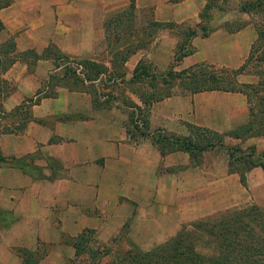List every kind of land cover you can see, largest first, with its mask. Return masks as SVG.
I'll list each match as a JSON object with an SVG mask.
<instances>
[{"label":"crops","instance_id":"crops-1","mask_svg":"<svg viewBox=\"0 0 264 264\" xmlns=\"http://www.w3.org/2000/svg\"><path fill=\"white\" fill-rule=\"evenodd\" d=\"M127 1L121 0V5ZM205 1L135 0V7L153 6L156 21L197 23ZM239 2L229 0L228 8L212 10L209 35L194 37L193 52L184 56L175 68L180 70L199 62L238 68L245 61L257 32L250 22L251 15L238 10ZM106 3L120 4L119 0H106ZM26 4L30 5L27 9ZM88 4L91 0H14L6 7L8 16L2 17V21L5 31L15 35L19 51L29 48L40 51L54 42L68 54L88 56L93 53L95 39L102 38L104 32V18L83 9ZM234 20L248 23L230 32L224 24ZM162 47L159 44L151 48L146 56L161 60ZM172 53L171 50L167 53L161 68L173 61ZM140 56L142 53L135 54L129 62L130 71ZM52 66L51 59H39L34 65L16 61L5 72V77L16 87L3 100L4 109L9 111L25 97L32 96L53 70ZM57 90V96L43 97L30 107L33 120L22 133H5L0 139L5 157H30L37 153L43 159L41 166L47 165L46 159L54 163L47 173L52 176L47 179H34L18 166L0 165V207L19 217L9 226L0 221V228L22 231L4 239L5 246L0 245V264H23L14 254V246L34 250L38 242L59 244L62 232L75 236L86 227L116 230L131 215L134 229L148 236L147 241L136 243L152 246L160 242L159 232L161 237H167L174 233L165 234L167 230L176 231L182 222L221 207L219 195L217 207L215 196L200 202L208 206L205 210H191V204L185 201L186 191L191 189V175L194 191L207 179L205 168L190 165L187 152L163 155L150 136L129 141L125 129L127 114L123 109H94L87 93L63 87ZM131 96L139 103L136 96ZM248 120L249 104L241 92L179 91L152 104L149 130L186 135L190 123L225 132ZM246 142L264 149V137H248ZM225 167L224 178L237 182L235 175L228 172L227 164ZM257 168L262 170L253 167L246 175ZM59 170L62 175L57 174ZM216 177L210 182L223 180L220 175ZM237 197L229 196L227 203L236 206ZM59 206L65 209L64 221L56 217ZM70 248L73 249L71 245L65 246L66 250ZM48 261L60 264V260L50 255L40 259L39 264Z\"/></svg>","mask_w":264,"mask_h":264},{"label":"trees","instance_id":"trees-1","mask_svg":"<svg viewBox=\"0 0 264 264\" xmlns=\"http://www.w3.org/2000/svg\"><path fill=\"white\" fill-rule=\"evenodd\" d=\"M13 1L0 0V10L11 5ZM215 8L219 10L228 8V0L205 1L199 11L196 28L184 29V38L177 44L173 61L163 73L156 72L150 63L141 58L128 76L125 63L140 47L124 42L116 35L113 41L105 35L110 52L109 63L93 58H71L54 43H49L38 52L32 48L18 51L13 37L0 41V136L4 133L22 132L27 123L33 120L29 108L43 97L57 96L56 88L64 87L71 91L87 93L94 109H108L120 101L129 110L125 122L129 141H138L150 136L163 155L174 151L187 152L191 166L200 163L205 151L224 146L228 172L237 173L240 183L245 185L246 173L250 169L259 166L264 171V149L257 152L255 145L244 148L237 142L225 144V138L242 140L264 136V0L239 2V11L255 16L250 22L256 29L257 38L252 43L247 58L238 68L199 62L180 70L175 69L184 56L193 52L194 48L189 46L190 39L199 31L202 37L209 35L212 10ZM135 10V0H129L126 9L119 14L133 16ZM118 20L119 23L123 21ZM247 23L245 20L227 21L224 26L233 32ZM152 24L158 27L176 26L174 22L156 20L152 21ZM104 26L106 31V21ZM3 28L4 24L0 18V31ZM39 59H51L53 70L32 96L25 97L13 109V113L22 116L15 130L6 128L1 121L5 115L12 112L5 111L3 99L9 93L7 89L11 84L3 74L16 61L34 65ZM246 69L256 73L258 77L256 82L239 80V75ZM174 87L180 88L183 93L211 90L241 92L249 104V120L225 132L187 123L186 135L167 133L160 129L151 133L149 130L151 106L154 102L171 96ZM115 88L119 89L114 91ZM126 92L129 95H125ZM131 94L137 97L139 103L131 98ZM5 161L6 157L0 152V162ZM28 166L25 162L18 165L24 173L33 176V171ZM93 233L94 228L86 227L68 243L74 250V258L81 259L83 264H264V209L256 204L232 209L226 215L214 219L192 221L183 225L173 237L148 251L129 248L123 255L113 256L109 244L90 247ZM207 240L214 243L216 249L214 255L197 250L199 243ZM14 250L23 264H37L45 255L39 251L38 246L34 250L20 246Z\"/></svg>","mask_w":264,"mask_h":264},{"label":"rangeland","instance_id":"rangeland-1","mask_svg":"<svg viewBox=\"0 0 264 264\" xmlns=\"http://www.w3.org/2000/svg\"><path fill=\"white\" fill-rule=\"evenodd\" d=\"M228 2H229V0H228ZM19 3H21V2H19ZM119 3L120 4L116 3L117 5L113 6V5L107 4L106 0H91V4L84 6L83 9H87L89 11L92 10V12L94 13L95 16H102L104 18V20H103V30H104L103 36L100 39H97V38L95 39L92 54H90L88 56H83V55H77V54H68L64 51H62V52L70 55L71 58H75V59L93 58V59H97L100 61H104L105 63H109L108 60L110 58V52H109V49L107 47L105 35L108 36L109 39H111L112 41L114 39V35H116V36L121 37L122 41L130 42L133 45L137 44L140 47L137 49V51L134 54H132L129 57V59L127 60L128 63L125 64L128 76L130 75V72H131L129 70V66H128L129 62L133 60V58L135 57V54L140 55L141 53H142V56H140L139 59L142 58L146 62L150 63V65L153 67V69L156 72H160V73L165 72L169 68L171 63H169L164 68H161L160 65L165 60L167 53L171 50V51H173L172 55H174V52L177 49V44L179 42H181L184 38V35H183L184 29H186L187 27L196 28V25L198 24V22L197 23H193V22L175 23L174 22V24L176 26L158 27V26H154L152 24V21L155 20L153 6L140 7L134 11L133 16H126V14H123V13L119 14V13H121L124 9H126L128 3L126 5H121V0H119ZM27 4H29V3H27ZM27 4H26L25 9L30 7V5H27ZM42 4H43V6H45L44 3H42ZM19 8H22V6ZM29 11L31 14H33L31 10H29ZM7 16H8V12H6V7L2 8L0 10L1 20H3L2 17L4 18ZM118 19H123V21L119 23ZM251 19L254 20L255 16H251ZM105 21H106V27H107L106 31L104 28L105 27L104 26ZM197 35H200V31L198 32ZM197 35H195L194 37H196ZM9 37L15 38V35L10 33V31H5V27H4V30L0 31V41H4L5 39H7ZM194 37H192L190 39V42H189L190 47H193L192 40ZM14 40L16 41V39H14ZM173 41H175L174 42V44H175L174 48H172ZM49 43H54V42H49ZM159 44H161L163 46L162 47V51H163L162 52V59L161 60H157V59L154 60V59L148 58L146 56L147 52L151 48L157 47ZM42 50H40L38 52H41ZM19 62H23V61H19ZM52 64H53V62H52ZM216 66H218V65H216ZM28 69L30 70V68H28ZM175 69H177V68H175ZM5 72L3 74V77L6 80H8L9 83L11 84V86L13 87L11 89L10 88L11 86H8L7 92H9V93L6 95V96H8L15 89L16 84L12 80L7 79L5 77ZM49 73H48V76H49ZM48 76L43 82H41L39 87L44 84V82L48 79ZM238 78L242 82H256L258 79L255 72L253 73V71H248L247 69L245 70L244 73L240 74ZM56 89H58V88H56ZM118 89L119 88H115L114 91H117ZM179 91L181 92L180 88H178V87L173 88V93H178ZM125 95H129V93L126 92ZM6 96L4 97V99L6 98ZM120 96H121V94H120ZM117 107L120 109H123V111H125L126 114L128 115V111H129L128 108H126L120 101L115 103L113 106H111L108 109L117 108ZM14 108H12L9 111L5 110L7 112H12V113L5 115L1 121L2 125H4L6 128H11V129L13 128V130H15V127H16L18 121H21V119H22V116H19V114L13 113ZM29 110H30V108H29ZM23 115L25 116V114H23ZM22 132H17V133L13 132V133L19 134ZM1 136H0V139H1ZM259 137H264V136H259ZM246 141H247V138L242 139V140H238V141H234V140H232V138H225V144H233V143L237 142L240 145H242L244 148L247 147L248 145H251V144H248ZM262 150H263V147H256L257 152H260ZM0 152L2 153L1 141H0ZM38 157H39V155H37V153L30 155V157H29V155L26 157H24V156L14 157V156L9 155L6 157L5 162H0V165L2 167L18 166L19 164L25 162L26 164L29 165L28 168L32 169L34 179H37V178H40V179L46 178L47 179V178L51 177L52 175H47V173L49 172V170L53 169L52 165H54V163L51 164L46 159L47 165L41 166L40 163L42 162L43 159L41 157H39V159H38ZM227 160H228L227 154H226L224 146L205 151L202 154V158H201L200 163L196 166H199V168H205L206 169L207 179H206V181H204L205 183L200 182V184L198 185L197 191H194L193 186H192V183L194 182V178H193V175H191V181H190L191 182V189L186 191L187 199L185 201H188L191 204V206H190L191 210H194L195 208L196 209L198 208L199 210L202 208V210H205L204 208H206V207L208 208V206L206 205V207H204L203 204H200V202L204 198H209L212 196H215L214 202H215V206L217 207L219 205V202H218L219 200H217V198H216L217 195L222 197L221 198V204L222 205L220 208L214 210L211 213L204 214L198 218L190 219L188 221L182 222L180 228L176 231L167 230L165 232V234H168V232H174L167 237H164V238L161 237L162 233L159 232L158 237H160V242L155 244V245H152V246L151 245H144V244L138 245L136 243V242L140 243V242L147 241L148 236L144 232L136 231L134 229L135 224L133 222V215H131L124 222V224L121 225L116 230H112V229L107 230V229H103V228L94 229V233L91 234V242L89 244L90 247L95 248V247H100L103 244H107V245L109 244L110 248L112 249V255L113 256L123 255L129 248H134V249L139 248L141 251H148L152 248H155L156 246H159L160 244H162L163 242H165L169 238L173 237L176 234V232L181 229V227L183 225H187L188 223H190L192 221H196V220H200V219H204V220L205 219H214L216 217H221L222 215H226L230 210L235 209V208H239V207H243L244 205H247V204H256L261 209H264V172H262V170L260 168L253 170L250 173V175H248V176L246 175V184L243 185V184H240L239 176L237 173H231V174L235 175L233 177L236 178L237 182L230 180V178H224L225 177L224 172L226 169L225 166L227 164ZM53 171H55V170H53ZM57 174L62 175L60 170L57 172ZM217 175H220V177H222L223 180L219 183L210 182V180L213 177L217 178L216 177ZM235 194L238 195L237 201L235 204L236 206H231L227 202L229 201V196L235 195ZM61 206H63V205H61ZM172 209H174V207H172ZM63 210L65 211V209L60 208V206L58 208H56V217L58 219L61 217V219H60L61 221L62 220L64 221L66 219L64 217L65 215H64ZM18 218H19L18 215L13 214V212L11 213L9 210H6V209L0 207V221H2L4 224L8 225V223H9V225H10V223H13V222H16L17 220H19ZM21 219L24 220L23 217ZM15 232H22V231H15V230L9 229V228H6V229L0 228V245L5 246V240L7 239V237L9 238V237L15 235ZM20 237H22V236L20 235ZM72 237L73 236H71L70 234H68L66 232H62L61 239L59 240V244L38 242L37 246L39 247V251H41L42 253L43 252L45 253V255L42 258H44L46 255H50L53 258L55 257L58 260V262L60 260V264H83L81 259L76 260L74 258V256H73L74 250L73 249H71V248H70V250L65 249V246H68V247L70 246L68 243L70 241H72ZM15 247H18V246H14L12 250H13L14 254L16 255L15 250H14ZM20 247H23V246H20ZM197 250L200 251L201 253H205L207 255H214L216 252L214 243L211 240H207V241H204L203 243H199ZM16 257L20 259L19 256L16 255ZM49 259H52V258L49 257ZM70 259H71V262H70ZM39 261L40 260L37 261V264H39ZM46 264H53V262L48 261V262H46Z\"/></svg>","mask_w":264,"mask_h":264}]
</instances>
